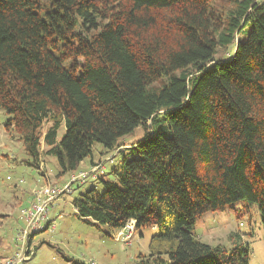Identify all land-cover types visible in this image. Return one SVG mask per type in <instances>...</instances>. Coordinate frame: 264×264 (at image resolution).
<instances>
[{
    "label": "trees",
    "instance_id": "trees-1",
    "mask_svg": "<svg viewBox=\"0 0 264 264\" xmlns=\"http://www.w3.org/2000/svg\"><path fill=\"white\" fill-rule=\"evenodd\" d=\"M224 2L0 0L5 127L42 175L43 153L63 175L95 142L117 148L114 180L101 169L103 190L72 205L106 235L129 219L154 226L134 264H249L248 244L195 235L207 211L256 204L264 230V0ZM136 127L143 137L121 149ZM35 231L23 241L30 258Z\"/></svg>",
    "mask_w": 264,
    "mask_h": 264
},
{
    "label": "rangeland",
    "instance_id": "rangeland-1",
    "mask_svg": "<svg viewBox=\"0 0 264 264\" xmlns=\"http://www.w3.org/2000/svg\"><path fill=\"white\" fill-rule=\"evenodd\" d=\"M41 1L43 4L49 2V0ZM224 1L215 0L212 6L217 9L222 5L226 7ZM224 51L219 50L217 55H226ZM8 117L9 115L0 107L1 256H9L16 248L13 238L17 230L24 223L27 224L26 216L31 214L30 207L42 186L50 183L58 187L76 174L67 172L59 175L54 156L44 153L40 157L45 175L40 174L35 167L27 165L25 160L28 159V155L23 149L22 141L13 129L5 127ZM49 124L44 122L41 134L47 130ZM63 131L61 126L58 138ZM143 135L142 127H136L133 132L119 139L122 144L121 149L124 150V147H128L131 142H135ZM43 148L45 146L41 143V149ZM120 155L117 148L105 149L100 143L95 142L91 156L84 158L77 170L88 174L87 170L92 163V167L94 166L98 171L104 167L105 173L102 178L114 180L113 167L117 166ZM77 175H80V172ZM70 185L73 188L71 192L53 195L50 198L52 200L46 203V219L39 223L32 236V245L38 248L28 264H134L138 254H148V244L154 233L149 227L139 228L127 237L129 238L127 244H123L114 235H106V228L103 225L97 228L82 222L75 215L72 199L86 189L102 191L103 186L99 179H92L90 174L84 182H72ZM47 197L49 196H44L43 199L46 201ZM234 210L227 207L221 211H207L200 214L195 217L193 232L202 242L210 245L221 244L232 247L237 241L246 243L249 250V264H264V230L256 204L248 208L237 204ZM40 212L41 214L38 210H34L32 215L40 216L43 211Z\"/></svg>",
    "mask_w": 264,
    "mask_h": 264
},
{
    "label": "built area",
    "instance_id": "built-area-1",
    "mask_svg": "<svg viewBox=\"0 0 264 264\" xmlns=\"http://www.w3.org/2000/svg\"><path fill=\"white\" fill-rule=\"evenodd\" d=\"M99 167V164L97 165ZM97 170V168H95ZM80 175H77V173L74 176H71L69 181L66 182L64 185L62 186H51L50 183H47L46 185H43L42 188L38 191V193H36L35 196V201L32 203L31 207L32 209H30L31 214L28 216H26L27 218V224L25 226V228H23L19 234L15 237V244H16V248L14 250V252L8 256L3 262L2 264H28V261L30 259V253L32 251H28L26 253V249L23 245V241L26 238V235L29 231H32L34 229L37 228V226L39 225V223H41L42 221H44L46 219L45 213H46V208L45 205L47 202L51 201L50 198H52L53 195H57L60 193H65V192H69L70 191V187H69V182L76 180V179H83L87 173L79 171ZM44 196H49L46 198V201L44 198ZM35 207V208H33ZM35 211H39V213L41 214V210L43 211V214L40 216H33L32 213ZM24 213H26L25 211H23ZM134 231V222L132 220H129L127 222L124 223V225L118 229L115 233V237L117 240H121L124 242H128L127 238L128 236L130 237L131 234Z\"/></svg>",
    "mask_w": 264,
    "mask_h": 264
},
{
    "label": "crops",
    "instance_id": "crops-1",
    "mask_svg": "<svg viewBox=\"0 0 264 264\" xmlns=\"http://www.w3.org/2000/svg\"><path fill=\"white\" fill-rule=\"evenodd\" d=\"M92 160H93V159H92ZM93 162L96 163L94 160H93ZM81 163H82V161H81ZM81 163H80V164H81ZM103 169H104V167H103ZM87 171H89L88 173L92 174V179H93V178H94V179H95V178L97 179V175L99 174V171L96 170V169L94 168V166L92 167V163H90V167H89V169H88ZM79 183H82V182H79ZM129 220H132V221L134 222L133 219H129ZM129 220H127V221H129ZM127 221H126V222H127ZM123 225H124V224H123ZM150 229L153 230V229H154V226L150 227ZM117 230H118V229H117ZM117 230H116V231H117ZM137 230H138V229L135 228V224H134V231H133V233L136 232ZM116 231H114V234H113L114 236H115ZM120 241H121V240H120ZM122 242H123V244H127V242H124V241H122ZM14 250H15V249H14ZM14 250L11 252V254L14 252ZM11 254H10V255H11ZM10 255H9V256H10ZM0 256H1V255H0ZM7 257H8V256H1L0 264H2V262H3Z\"/></svg>",
    "mask_w": 264,
    "mask_h": 264
}]
</instances>
